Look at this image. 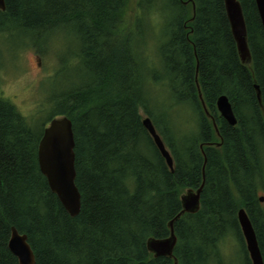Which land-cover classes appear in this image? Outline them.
<instances>
[{
	"label": "trees",
	"instance_id": "obj_1",
	"mask_svg": "<svg viewBox=\"0 0 264 264\" xmlns=\"http://www.w3.org/2000/svg\"><path fill=\"white\" fill-rule=\"evenodd\" d=\"M238 1L250 65L223 0H137L131 18L127 0H4L0 37L16 33L40 52L63 40L57 70L68 87L46 99L39 121L0 90V264H19L8 248L12 228L27 236L37 264H219L227 239L252 264L240 209L264 264V33L255 0ZM2 71L0 63V80ZM221 96L236 126L218 112ZM58 117L73 127L75 218L38 165L44 129ZM203 181L199 212L174 223L173 258H155L147 241L170 237L182 195Z\"/></svg>",
	"mask_w": 264,
	"mask_h": 264
},
{
	"label": "water",
	"instance_id": "obj_2",
	"mask_svg": "<svg viewBox=\"0 0 264 264\" xmlns=\"http://www.w3.org/2000/svg\"><path fill=\"white\" fill-rule=\"evenodd\" d=\"M227 19L232 36L237 45L239 58L243 65L251 64V54L247 41V28L244 14L238 0H223ZM256 8L264 33V0H255ZM0 10L5 11L4 0H0ZM260 99L259 88L256 87ZM202 101V95L199 91ZM203 107L205 109L204 103ZM217 109L221 117L230 125L236 126L232 106L226 96L217 101ZM206 110V109H205ZM208 115V114H207ZM143 125L153 138L157 148L165 158L170 169H173V160L161 137L156 132L150 118L143 120ZM216 129V125L214 124ZM75 141L72 122L66 117L52 119L45 127L43 136L38 145V165L40 172L46 178L51 192L58 198L66 212L75 218L81 211V195L76 186L75 169ZM202 186L197 190H187L181 197L182 210L169 224L171 235L168 239H149L147 250L155 258L167 257L172 259L176 245L174 223L185 214H196L201 208ZM264 203V198H261ZM238 222L243 234L246 249L252 264H263L257 238L245 209L238 211ZM10 252L17 258L19 264H37L34 252L28 243L26 235L20 234L16 228L11 229L8 243ZM177 261L175 260V263Z\"/></svg>",
	"mask_w": 264,
	"mask_h": 264
},
{
	"label": "rangeland",
	"instance_id": "obj_3",
	"mask_svg": "<svg viewBox=\"0 0 264 264\" xmlns=\"http://www.w3.org/2000/svg\"><path fill=\"white\" fill-rule=\"evenodd\" d=\"M127 2V14L131 18L136 10L137 0ZM56 41L53 51L50 47L40 52L25 47L26 39L23 40V36L16 33L0 37V63L3 65L1 93L28 119L41 120L43 117L40 111L45 107L46 99L53 92L59 94L68 87L65 83L66 78L63 74H58L57 70L59 60L56 49L64 47L65 44L61 39ZM52 77H55L53 82ZM239 246L233 239H227L222 247L225 258L219 264H244V256L239 252Z\"/></svg>",
	"mask_w": 264,
	"mask_h": 264
}]
</instances>
